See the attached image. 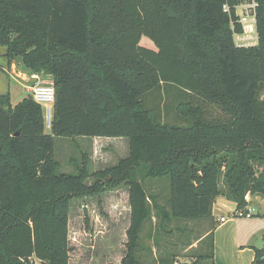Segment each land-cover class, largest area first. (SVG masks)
<instances>
[{"label":"trees","instance_id":"trees-1","mask_svg":"<svg viewBox=\"0 0 264 264\" xmlns=\"http://www.w3.org/2000/svg\"><path fill=\"white\" fill-rule=\"evenodd\" d=\"M242 1L0 0V58L49 74L54 87L49 132L30 95L12 104L0 94V264H69V203L102 189L128 187L120 264H140L152 210L160 232H177L180 250L188 229L175 220L210 217L219 195L237 208L246 194L264 197V0H256L250 46L234 41ZM142 35L156 48L141 45ZM56 137L127 138L128 154L92 170L76 144L73 171L64 172ZM138 170L168 177L164 205L135 179ZM263 251L264 236L251 264H264ZM174 252L155 264H172ZM210 258L197 253L186 264Z\"/></svg>","mask_w":264,"mask_h":264},{"label":"rangeland","instance_id":"rangeland-1","mask_svg":"<svg viewBox=\"0 0 264 264\" xmlns=\"http://www.w3.org/2000/svg\"><path fill=\"white\" fill-rule=\"evenodd\" d=\"M252 34V35H251ZM244 42L246 45L256 42L255 33ZM254 36V37H253ZM238 44L243 43L236 39ZM141 45L155 49L154 42L147 36H140ZM2 47H0V52ZM0 65L9 70V75L0 69V94L7 93L12 104L20 101L25 95H30L33 80L25 72L22 76L18 69L20 64L11 68L0 58ZM21 71V70H20ZM23 71V70H22ZM14 76V79L12 77ZM264 97V89L261 93ZM152 97L149 100L152 101ZM216 110H213V114ZM165 120L176 122L173 111H167ZM46 132H49V127ZM76 144L88 154L91 169H103L115 164L120 158L128 154V139L114 137L87 138H55V154L61 163V171L71 172L73 167L69 164L70 157H78ZM135 179L141 181L145 191L157 196L160 204L164 205L169 197V180L167 176L145 178L143 171L134 173ZM94 177H89L88 183H92ZM254 204L259 208L261 214H254L250 220L253 224H264V197L255 196ZM154 210L151 211L152 219L147 221L138 240L139 248L136 250L140 264H155L158 258L170 256V252L177 250L172 245L175 236L168 239V235L158 229L159 220L154 217ZM174 223L186 225L187 231L182 233V241L197 237L203 230V226H196L197 220L188 221L184 219L175 220ZM188 223V224H187ZM129 225L128 187L120 185L109 189H102L93 195H85L73 198L69 203L68 239L71 247L69 252V264H120L121 259L127 252L126 230ZM171 224L170 226H172ZM169 225L167 228L169 229ZM194 227V228H192ZM210 242V238L207 239ZM187 254V253H185ZM179 258V257H178ZM180 260L185 258L180 257ZM36 264H40L36 261Z\"/></svg>","mask_w":264,"mask_h":264},{"label":"crops","instance_id":"crops-1","mask_svg":"<svg viewBox=\"0 0 264 264\" xmlns=\"http://www.w3.org/2000/svg\"><path fill=\"white\" fill-rule=\"evenodd\" d=\"M15 64L12 62L8 67L11 68ZM5 71L9 75L10 71L7 69ZM20 72L24 73L21 68L18 69V74ZM12 77L14 78L13 75ZM255 196L248 194L249 204L256 208V214H261L259 208L254 204ZM236 208L235 202L222 195L217 196L212 205L211 216L197 220L196 226H203L202 232L197 237L189 239L188 246L175 250L174 255L189 260L190 257L194 259L197 253H201L212 255L210 260L213 264H251L255 259L256 249L263 246L264 224H253L248 220L251 217L233 216V211ZM220 217H224V221L220 222ZM174 236V233L171 236L168 235V239ZM208 236L212 238L210 242L207 241Z\"/></svg>","mask_w":264,"mask_h":264},{"label":"built area","instance_id":"built-area-1","mask_svg":"<svg viewBox=\"0 0 264 264\" xmlns=\"http://www.w3.org/2000/svg\"><path fill=\"white\" fill-rule=\"evenodd\" d=\"M257 7L256 0H244L239 4L234 6L235 15L237 16V22L242 27V32L234 34V41L238 46H250L255 45L257 43V33L255 29V11ZM223 10L225 12H229L230 8L228 5H223ZM250 33H255L256 42L250 45L244 44V42L250 36ZM252 35V34H251ZM254 37V36H253ZM236 39H240L243 43L238 44ZM246 43V42H245ZM25 75V72L21 74ZM29 79L33 80V84L29 86L30 88V96L32 99L38 103L43 111L44 124L47 127H50V122L53 113V103H54V87L52 83V79L49 74L32 72L29 74ZM246 204L241 208H236L233 211V216L238 217H246L250 218L254 214H256V208L249 204L250 199L248 198V194L245 195ZM249 204V205H248ZM224 217H220L219 221H224ZM262 258L264 259V251L262 253ZM187 260H180L176 258L172 264H186Z\"/></svg>","mask_w":264,"mask_h":264}]
</instances>
